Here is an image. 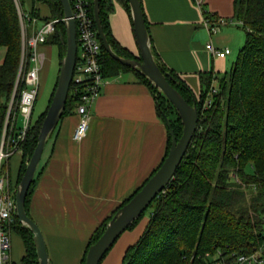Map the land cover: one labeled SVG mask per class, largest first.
<instances>
[{"label": "trees", "instance_id": "obj_1", "mask_svg": "<svg viewBox=\"0 0 264 264\" xmlns=\"http://www.w3.org/2000/svg\"><path fill=\"white\" fill-rule=\"evenodd\" d=\"M38 1L50 10V16L45 20L63 18L58 0H34ZM88 1L93 17V0ZM112 1L100 0L99 15L104 34L117 55L137 59L121 48L112 36L109 24ZM116 1L123 4L130 14L126 0ZM17 3L23 15H27L23 11V0H17ZM18 5L14 0H0V48L5 51L0 63V135L21 58ZM30 14L37 16L33 11ZM234 19L241 22L239 26L245 34L244 45L228 73L222 76L210 73L202 77L204 88L198 96L174 71L160 62L151 43L153 55L169 83L190 105L195 103L198 123L181 164L169 184L148 207L151 208L149 222L137 242L125 251L122 264H235L242 255L258 249L264 251V0H235ZM145 24L147 27L146 20ZM46 43L57 46L60 64L65 55V28L62 22L56 25L55 33L49 36ZM100 45L104 78L132 72L154 96L160 120L163 122V115H166L179 138L182 125L168 100L144 76L113 59L101 42ZM214 83L218 92L211 96L210 107L204 109L205 98ZM23 88V83L19 82L17 94ZM77 105L78 98L72 94L70 87L61 119L71 114ZM45 114L34 122L28 134L16 187L36 147ZM170 140L167 130L166 149L161 163L169 151ZM34 182L35 179L25 200L27 214ZM141 187L96 228L82 255L81 264H84L87 249L100 237L105 224ZM144 217L145 212L127 231L133 230ZM10 231L19 234L23 241L25 255L21 264H38L32 234L16 215Z\"/></svg>", "mask_w": 264, "mask_h": 264}, {"label": "crops", "instance_id": "obj_2", "mask_svg": "<svg viewBox=\"0 0 264 264\" xmlns=\"http://www.w3.org/2000/svg\"><path fill=\"white\" fill-rule=\"evenodd\" d=\"M201 1V6H197L194 0H140L160 62L174 71L195 96L204 88L202 77L210 73L222 76L231 70L245 41V34L234 19L235 0ZM112 2V36L121 48L138 57L131 16L123 4ZM23 11L31 17L32 11L37 14L35 23L28 25V36L50 21L45 20L50 10L42 2L23 0ZM204 14L232 23L210 36L201 26ZM210 42L217 49H230V54L225 58L212 57L205 50ZM52 46H39L45 56L40 83L51 66ZM1 54L3 59L5 51ZM78 122L74 110L60 119L48 137L28 209L29 217L42 232L51 264H81L93 232L151 176L166 149L167 130L157 115L154 96L132 72L106 79L91 107L87 135L75 142L72 134ZM22 155L12 157L19 158L15 176L11 175L10 163L12 184L17 180ZM147 220L144 218V224L137 225L136 231L121 237V245L115 251L119 254H114L111 261L107 259L106 264H118L124 249L134 245L137 241H132L145 230ZM24 255L20 235L11 233L12 264H21Z\"/></svg>", "mask_w": 264, "mask_h": 264}, {"label": "water", "instance_id": "obj_3", "mask_svg": "<svg viewBox=\"0 0 264 264\" xmlns=\"http://www.w3.org/2000/svg\"><path fill=\"white\" fill-rule=\"evenodd\" d=\"M58 1L63 10L65 55L60 62L56 86L41 125L36 147L26 165L23 176L17 185L15 192L16 217L32 234L38 264H51V262L48 257L42 232L26 212L25 200L28 190L35 179L47 139L59 123L65 110L78 50L76 25L72 18L69 1ZM126 1L130 8L131 23L139 51L138 58L130 59L120 57L112 50L101 25L99 15L100 0H93V19L98 38L103 48L113 59L144 76L158 90V92L168 100L180 119L182 132L181 136L177 138L168 117L163 115V123L167 128L171 139L166 157L141 189L118 211H116L111 219L105 224L100 237L87 249L84 264H100L116 240L141 216L142 213L147 210L156 196L169 184L186 154L198 123V109L195 103L193 102V104L190 105L169 83L166 75L161 71L158 62L153 55L150 35L145 24L140 1Z\"/></svg>", "mask_w": 264, "mask_h": 264}, {"label": "built area", "instance_id": "obj_4", "mask_svg": "<svg viewBox=\"0 0 264 264\" xmlns=\"http://www.w3.org/2000/svg\"><path fill=\"white\" fill-rule=\"evenodd\" d=\"M68 1L76 25L78 49V60L76 58L70 87H72V94L78 98L75 112L79 122L72 134V140L80 142L87 135L91 107L99 97L106 78L101 71V45L91 15L90 2L88 0ZM194 3L201 6L202 1L194 0ZM18 12L22 38L21 58L14 88L6 105L0 135V264H12L10 225L16 215V184H12L10 180V160L13 156L23 154L24 145L33 125L32 115L40 90V71L45 62V56L39 51V46L45 44L48 37L55 33L56 25L64 21L63 18L50 20L37 32L28 36V25L35 23L36 19L21 14L19 9ZM231 23L225 18H211L204 14L201 26L211 36ZM205 50L212 57L217 58H225L231 52L228 48L217 49L211 42L205 45ZM19 82L23 83L24 88L17 94ZM217 92L218 88L212 84L204 101V109L210 107L211 96ZM263 256L264 251L258 249L251 254L238 257L235 264H262Z\"/></svg>", "mask_w": 264, "mask_h": 264}, {"label": "rangeland", "instance_id": "obj_5", "mask_svg": "<svg viewBox=\"0 0 264 264\" xmlns=\"http://www.w3.org/2000/svg\"><path fill=\"white\" fill-rule=\"evenodd\" d=\"M14 2L18 5L17 3V0H14ZM18 9L20 10L19 8V5L17 6ZM21 12V11H20ZM21 14H23L21 12ZM25 23V21H24ZM239 25H241V22H238ZM244 33V32H243ZM244 41V39H243ZM53 50H52V58L50 60V63H51V66H50V69L48 71V74L45 78V80L43 82L40 83V90H39V95H38V98L35 102V105H34V110H33V115H32V121H33V124L35 121H37L40 116L46 112V110L48 109L49 107V104H50V96H51V93H52V89L54 87V84H56V79H57V74H58V70H59V66H58V55H57V46H52ZM3 48H0V63L2 62V52H3ZM237 56V55H236ZM236 56L234 57V61L236 59ZM229 59L232 58V55L228 57ZM19 121V119H18ZM18 162H19V158L18 157H14L10 160V163H11V175L15 176L16 173H17V166H18ZM150 212H151V208H148L146 211H145V217L144 218H148L147 220V224L149 222V217H150ZM143 218V219H144ZM142 219V220H143ZM140 221L138 223V226L139 225H143L144 222L143 221ZM137 226V227H138ZM137 227L134 229V230H126L117 240L116 242L114 243V245L111 247V249L108 251L107 255L105 256V258L101 261L100 264H106L107 262V259L109 261H111L113 258H114V254L115 255H118L119 253L115 252L117 251V249H119L120 245H121V237L125 234V233H132L134 231H136ZM143 233V230L141 231V233L139 234V236L136 238V240L132 241V242H136L140 235ZM133 243V244H134ZM125 251V249H124ZM124 251H123V254H124ZM115 252V253H114ZM123 254L120 256V258L118 259V264H122V257H123Z\"/></svg>", "mask_w": 264, "mask_h": 264}]
</instances>
